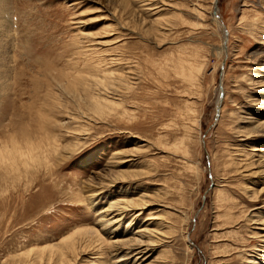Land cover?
<instances>
[{
  "label": "rangeland",
  "instance_id": "374dc122",
  "mask_svg": "<svg viewBox=\"0 0 264 264\" xmlns=\"http://www.w3.org/2000/svg\"><path fill=\"white\" fill-rule=\"evenodd\" d=\"M213 2L0 0V264H264V0Z\"/></svg>",
  "mask_w": 264,
  "mask_h": 264
},
{
  "label": "bare ground",
  "instance_id": "6f19581e",
  "mask_svg": "<svg viewBox=\"0 0 264 264\" xmlns=\"http://www.w3.org/2000/svg\"><path fill=\"white\" fill-rule=\"evenodd\" d=\"M215 17V16H214ZM217 18V17H216ZM221 87V86H220ZM220 101H221V97H219L218 98V100H217V107L219 108V104H220ZM251 149H253V148H251ZM264 149V148H263ZM129 203H131V204H136V205H139V206H144V205H146V204H144V202L142 201V200H140V201H133V202H129ZM111 208H113V209H115V208H118V214L119 215H121L127 208H130V206L129 205H121L120 207L119 206H117V203L116 204H110L109 205ZM114 206H116L115 208H114ZM132 208V207H131ZM136 239V238H135ZM131 240V239H130ZM132 241H133V238H132ZM143 250H139L138 252H137V258H140V257H142V255L140 254L141 252H142ZM144 256V255H143ZM143 259H145V258H143ZM142 261V260H141Z\"/></svg>",
  "mask_w": 264,
  "mask_h": 264
},
{
  "label": "water",
  "instance_id": "95a60500",
  "mask_svg": "<svg viewBox=\"0 0 264 264\" xmlns=\"http://www.w3.org/2000/svg\"><path fill=\"white\" fill-rule=\"evenodd\" d=\"M216 2H217V0H214V2H213L214 8H213V11H212V15L219 18L218 14H217ZM223 30H224V38H223V43H222L223 45L222 46H223L224 55H225L226 54V51H225L226 45L225 44H226V40H227V31H226L225 28H223ZM219 97H222V91H220ZM218 111H219V108L217 107L216 108V114H218Z\"/></svg>",
  "mask_w": 264,
  "mask_h": 264
}]
</instances>
